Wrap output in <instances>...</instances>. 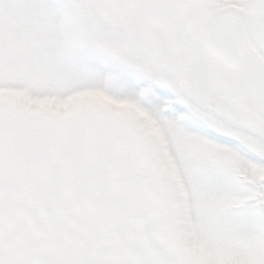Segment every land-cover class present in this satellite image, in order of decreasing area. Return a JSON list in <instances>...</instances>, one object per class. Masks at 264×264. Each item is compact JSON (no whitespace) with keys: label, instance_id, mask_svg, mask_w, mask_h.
<instances>
[{"label":"snow or ice","instance_id":"1","mask_svg":"<svg viewBox=\"0 0 264 264\" xmlns=\"http://www.w3.org/2000/svg\"><path fill=\"white\" fill-rule=\"evenodd\" d=\"M0 264H264V0H0Z\"/></svg>","mask_w":264,"mask_h":264},{"label":"flooded vegetation","instance_id":"2","mask_svg":"<svg viewBox=\"0 0 264 264\" xmlns=\"http://www.w3.org/2000/svg\"><path fill=\"white\" fill-rule=\"evenodd\" d=\"M176 107H177V110L178 111H180L182 113H185L186 112V109H184L182 106L177 105ZM167 115L170 117L171 116V113H168ZM191 121H194V119H189V120L182 121V124H183V126H188Z\"/></svg>","mask_w":264,"mask_h":264},{"label":"rangeland","instance_id":"3","mask_svg":"<svg viewBox=\"0 0 264 264\" xmlns=\"http://www.w3.org/2000/svg\"><path fill=\"white\" fill-rule=\"evenodd\" d=\"M157 91H160V90L157 89ZM181 125L183 126L182 121H181ZM183 127H186L190 130H194L195 129V123H194V121H191L188 126H183Z\"/></svg>","mask_w":264,"mask_h":264}]
</instances>
